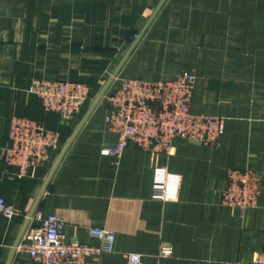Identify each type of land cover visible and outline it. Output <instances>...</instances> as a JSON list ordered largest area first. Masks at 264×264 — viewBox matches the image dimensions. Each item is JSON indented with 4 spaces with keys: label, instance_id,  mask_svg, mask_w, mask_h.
I'll return each instance as SVG.
<instances>
[{
    "label": "crops",
    "instance_id": "obj_1",
    "mask_svg": "<svg viewBox=\"0 0 264 264\" xmlns=\"http://www.w3.org/2000/svg\"><path fill=\"white\" fill-rule=\"evenodd\" d=\"M163 1L0 0V197L19 212L11 224L0 215V264H33L18 247L38 211L61 218L70 242L97 247L90 229L114 232L116 252L98 264H130V254L141 264H254L263 251L264 0H166L120 69ZM183 71L197 78L192 112L225 120L218 146L178 141L165 157L131 144L119 164L103 156L117 141L104 97L118 81L174 80ZM36 79L82 82L92 98L64 121L27 92ZM16 117L41 122L62 141L52 167L23 179L2 160ZM163 168L160 200L154 180ZM231 169L261 179L256 207L223 205ZM164 248L170 257H160Z\"/></svg>",
    "mask_w": 264,
    "mask_h": 264
},
{
    "label": "built area",
    "instance_id": "obj_2",
    "mask_svg": "<svg viewBox=\"0 0 264 264\" xmlns=\"http://www.w3.org/2000/svg\"><path fill=\"white\" fill-rule=\"evenodd\" d=\"M196 81V75L188 71L174 80L120 79L116 89L105 96L109 107L105 123L117 141L101 154L114 157L119 164L131 144L165 157H171L178 141L216 148L225 133V120L192 112ZM27 92L41 101L46 113L69 122L79 117L91 96V89L77 81L36 79ZM59 143L60 135L42 123L16 117L11 123L9 144L2 151V160L23 179L32 170L48 169L59 153ZM168 177L164 168L155 171L157 199L165 200ZM261 185V179L253 171L228 170L222 202L242 211L254 208L262 195ZM0 215L11 224L19 212L0 197ZM64 227V221L58 216L36 212L18 251L27 253L33 264H98L103 255L116 252V234L112 231L90 229V235L101 242L95 247L67 241ZM163 256L170 257L171 249L164 248ZM127 258L130 264H141L140 255L131 254ZM254 264H264V249Z\"/></svg>",
    "mask_w": 264,
    "mask_h": 264
},
{
    "label": "water",
    "instance_id": "obj_3",
    "mask_svg": "<svg viewBox=\"0 0 264 264\" xmlns=\"http://www.w3.org/2000/svg\"><path fill=\"white\" fill-rule=\"evenodd\" d=\"M166 2V0H164L162 2V4L160 5V7L157 9V11L155 12V14L153 15V17L151 18V20L149 21L148 25L146 26V28L144 29V31L141 33L140 37L138 38V40L136 41V43L133 45L132 49L130 50L129 54L127 55V57L125 58L123 64L121 65L120 69L122 68V66L125 64V62L128 60V58L130 57V55L132 54V52L134 51V49L136 48V46L138 45V43L141 41L142 37L144 36L146 30L148 29V27L150 26V24L153 22V20L155 19V17L157 16V14L159 13V11L161 10L162 6L164 5V3ZM120 69L117 71V73L114 75L113 79H111V81L108 83V85H112L115 78L117 77ZM107 90H104L103 93L101 94V96L98 98V100L95 102V104L91 107L90 111L88 112L86 118L83 121V124L87 121V119L92 115V113L94 112V110L97 108L98 104L101 102L102 98L104 97V95L106 94ZM66 150V149H65ZM65 151H63L61 157L64 155ZM60 161V160H59ZM59 163V162H58ZM58 165V164H57ZM34 215V214H33ZM32 215V217H33ZM31 217V218H32Z\"/></svg>",
    "mask_w": 264,
    "mask_h": 264
},
{
    "label": "rangeland",
    "instance_id": "obj_4",
    "mask_svg": "<svg viewBox=\"0 0 264 264\" xmlns=\"http://www.w3.org/2000/svg\"><path fill=\"white\" fill-rule=\"evenodd\" d=\"M91 94H92V92H91ZM31 95H32V94H31ZM91 96H92V95H91ZM91 96H90V100H91V98H92ZM104 98H105V97H104ZM90 100H89L88 103H90ZM39 101H40V100H39ZM40 102H41V101H40ZM87 105H88V104H87ZM87 105H86V106H87ZM86 106H85V107H86ZM85 107H84V108H85ZM43 109H44V108H43ZM83 110H84V109H83ZM83 110H82L81 114L83 113ZM44 111H45V110H44ZM81 114H80V115H81ZM80 115H79V116H80ZM23 118H24V117H23ZM75 120H76V119H75ZM64 121H65V120H64ZM67 122H69V121H67ZM40 123H41V122H40ZM59 144H60V146H61V144H62L61 137H60V143H59ZM59 148H60V147H59ZM60 151H61V150H59V153L57 154V156L55 157V159L51 162L49 168L52 167V165H53V164L56 162V160L58 159V156H59V154H60ZM233 170H234V169H233ZM235 170H236V169H235ZM32 171H35V170H32ZM32 171H31V172H32ZM222 203H223V202H222ZM242 204H245V202L243 201ZM257 204H258V203H257ZM223 205H224V204H223ZM227 207H229V206H227ZM231 208H232V207H231ZM237 209H238V208H237ZM247 209H248V208H247ZM250 209H251V208H250ZM245 211H246V210H245ZM163 253H164V249H162L161 254H160V257H164V256H163ZM130 255H131V254H130Z\"/></svg>",
    "mask_w": 264,
    "mask_h": 264
}]
</instances>
